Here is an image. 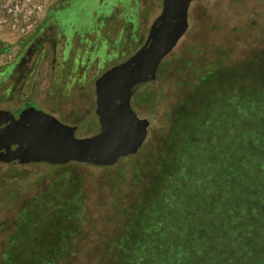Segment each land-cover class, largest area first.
Wrapping results in <instances>:
<instances>
[{
    "label": "rangeland",
    "instance_id": "374dc122",
    "mask_svg": "<svg viewBox=\"0 0 264 264\" xmlns=\"http://www.w3.org/2000/svg\"><path fill=\"white\" fill-rule=\"evenodd\" d=\"M42 2L46 19L34 32L19 40L0 34V109L31 104L90 139L98 134L97 80L144 46L163 0ZM187 23L156 82L130 100L147 135L129 164L47 171L0 162V258L7 251L14 263L33 264L56 247L69 253L56 264L123 263L130 248L121 240L134 245L140 231L169 217L177 224L159 231L163 238L191 233L197 242L208 222L219 236L239 195L253 198L249 209L264 220V194L251 188L264 182V116L263 126L247 131V96L264 100V0H195ZM187 192L202 197L192 203L190 232L179 214ZM257 219L242 216L231 227L249 226L246 239L264 256ZM60 236L68 248L56 244Z\"/></svg>",
    "mask_w": 264,
    "mask_h": 264
},
{
    "label": "water",
    "instance_id": "95a60500",
    "mask_svg": "<svg viewBox=\"0 0 264 264\" xmlns=\"http://www.w3.org/2000/svg\"><path fill=\"white\" fill-rule=\"evenodd\" d=\"M195 0H163L144 46L128 61L107 71L95 84L99 133L77 139L67 127L43 111L27 107L19 121L0 129V162L40 164L47 171L81 163L105 168L119 159H132L145 142L147 122L138 119L130 100L156 82L161 62L187 30V14ZM0 116H12L1 110Z\"/></svg>",
    "mask_w": 264,
    "mask_h": 264
},
{
    "label": "trees",
    "instance_id": "16d2710c",
    "mask_svg": "<svg viewBox=\"0 0 264 264\" xmlns=\"http://www.w3.org/2000/svg\"><path fill=\"white\" fill-rule=\"evenodd\" d=\"M253 85V83H250ZM252 112L251 116L252 124L250 123L247 131L255 129L254 123H257L259 127L263 126V116H264V100L261 97H256V95L247 96V113ZM263 121V122H262ZM254 122V123H253ZM262 124V125H261ZM133 159V158H132ZM132 159H127V164ZM128 166V165H127ZM128 168V167H127ZM256 183L251 186L254 192H262L264 194V182L262 183L259 180L255 181ZM249 187V186H248ZM185 194V191L183 192ZM182 194V195H183ZM201 194L197 195L191 192H187L186 195L182 196L183 202L181 205L182 211H179L180 218L186 219V226L189 229V232L193 230L195 225V217L197 213L192 211V203L195 201L200 202ZM175 196V200H178V197ZM181 198V196H180ZM248 199V198H247ZM252 201L253 198H252ZM251 198L246 200L242 195L236 196L232 200V205L227 204L231 209L225 212L226 220L225 223L218 230V235L215 234V227H212L211 223H207V228L202 232L204 237L200 238L197 242L195 241L194 235L188 233V237L185 239H180L178 233L173 234V237L163 238L159 231H163L165 226L168 227L170 223L173 222V218L169 217V220H164L157 222L150 226L148 231L143 232V237L141 241H136L134 245L128 242V240H121L120 248L125 246L129 247V250H122L124 255L122 258L123 263L119 264H264V256L257 249L258 243L254 240H247V231L249 226L246 229L239 228L235 231L231 227L233 220L240 217L252 216L258 218L257 221H261L264 225V220L261 217V212L256 209H249L247 205L249 202H252ZM180 201H177V203ZM242 207V209H241ZM240 210V213H237L235 210ZM201 210V209H200ZM243 212V213H242ZM28 214H25L22 217L24 220L27 218ZM168 219V218H167ZM244 218H241V220ZM228 220V221H227ZM138 222V221H137ZM136 222V224H137ZM179 222V221H178ZM241 222V221H240ZM243 222V221H242ZM24 223V222H22ZM177 224V221L175 220ZM21 226V225H20ZM137 226V225H136ZM201 226V225H200ZM140 225L138 228H141ZM150 230V232H149ZM157 230V231H154ZM247 230V231H246ZM142 236V235H141ZM147 236V237H146ZM16 238H13L10 242L14 244ZM66 243V246H65ZM196 243V244H195ZM56 244L61 247H67V242L65 236L58 237ZM131 245V246H130ZM220 249V250H218ZM222 251V253H221ZM121 255V254H120ZM69 256L68 250L60 251L54 247L53 250L48 251L39 260H36L33 264H56L57 262L66 259ZM117 263V264H118ZM0 264H16L11 260V255L6 251L3 253L0 258ZM31 264V263H28Z\"/></svg>",
    "mask_w": 264,
    "mask_h": 264
},
{
    "label": "built area",
    "instance_id": "2783aa9c",
    "mask_svg": "<svg viewBox=\"0 0 264 264\" xmlns=\"http://www.w3.org/2000/svg\"><path fill=\"white\" fill-rule=\"evenodd\" d=\"M46 14L42 0H5L0 4V34L25 38L41 26Z\"/></svg>",
    "mask_w": 264,
    "mask_h": 264
},
{
    "label": "flooded vegetation",
    "instance_id": "af4514ba",
    "mask_svg": "<svg viewBox=\"0 0 264 264\" xmlns=\"http://www.w3.org/2000/svg\"><path fill=\"white\" fill-rule=\"evenodd\" d=\"M27 107H33V105H31V104H26V105H24L22 108H20V109H18V110H13V111H10L11 112V114H12V116L10 117H8V116H5V117H2V116H0V129L1 128H4V127H6V126H9V125H11L12 123H14V122H18L19 121V113L23 110V109H25V108H27ZM7 111V110H6ZM98 133H99V131H98Z\"/></svg>",
    "mask_w": 264,
    "mask_h": 264
}]
</instances>
